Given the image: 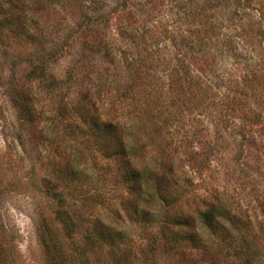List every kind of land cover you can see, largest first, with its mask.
<instances>
[{
  "label": "rangeland",
  "instance_id": "374dc122",
  "mask_svg": "<svg viewBox=\"0 0 264 264\" xmlns=\"http://www.w3.org/2000/svg\"><path fill=\"white\" fill-rule=\"evenodd\" d=\"M91 4L97 7L100 13L114 17L108 22L107 33L110 41L114 37L116 42L118 40L115 36L122 35L117 27L123 26L130 19H124L126 9H159V18L156 19V14L151 13L147 16V24L151 26L155 36L161 35L162 40L159 52L154 55L147 54L146 63L149 67H142V71L137 75L130 74L126 77V73L124 76L123 72L118 74L111 66L107 67L108 76L117 77L120 82L113 83L114 87L110 89L102 88L97 95L90 90L94 97L98 96L95 100L97 112L103 118L110 117L124 122L121 133L130 145L134 139L144 141V148L139 150L137 158L139 163L152 166L154 150H151V145L148 141L145 142L140 133L133 132V128L129 127V117L126 114L128 107L125 102L127 103L130 95L136 91L141 93L142 108L151 101L157 102L158 107L161 103L160 108L152 109L154 113L157 109L162 111L155 118V122L159 123V119L166 118L165 129L161 134L164 140L167 139V143L159 142L167 151L173 152L177 169L181 171V184L187 189L185 193L205 197L206 201L213 200V197L218 195L225 207L236 214L240 212L238 223L241 229L260 235L257 240L248 241L251 244L248 246L253 249L250 263L264 264V67L261 68L264 60L258 59L259 56L264 57L263 40L255 42L254 48L247 44L236 46L232 50L236 57L231 67L226 64V56L222 60L218 57L213 59L216 68L223 66L224 69L219 76L223 88L217 91V96L211 95L210 90L203 91V84L206 82L210 85V79L213 77L198 75L196 70L207 55H210V49L205 52V48H208L205 46H211L215 41L209 40L205 43L208 35L211 37L206 21H212L214 18L215 33L226 40L227 47L234 46L233 43L238 42L242 36L240 32L243 25L254 24L252 21L256 19L257 13L251 7L264 5V0L45 2L51 9V15L63 11L62 7L75 10L79 5ZM116 14L120 15L118 20ZM191 14L199 15L191 17ZM145 16L142 13L136 14L131 21L136 25L141 18L144 20ZM44 19L47 24L51 20L44 14L38 17V23L42 27H45ZM262 24L264 25V14ZM59 35H62L61 32ZM14 41L5 39L3 46L0 45V264H50L37 237L42 217L49 222L52 217V198L43 185V177L48 169L51 170L49 163L72 164L77 173L73 183L83 187V193L96 192L98 188L97 192L105 197V203L109 206L113 200L117 201L121 187L116 182L112 164L108 169L106 158L98 151L96 145L88 142L82 135L71 138L61 136V132L55 129L48 118L53 112L54 97L58 100L70 95L63 69L68 60L74 57L67 53L61 58L53 59L41 75L38 71L32 72L23 59L30 48L29 44L19 45ZM75 42L73 50L76 49ZM123 43L122 47H129L127 43ZM112 71L115 72L113 77ZM191 81L194 87H188ZM17 91L27 92L32 111H37L31 129L22 119L19 110L13 106L16 103H12L11 96ZM115 93L119 97H115ZM231 95L239 98L237 103L231 100ZM83 97L88 98L84 94ZM225 102L224 107L221 106ZM252 112L258 113L256 124L251 126L249 131L247 129L250 127L244 128L248 132V135L244 134V139L247 141L254 138V144L248 146V156L245 160L250 174L248 176L243 173L241 166L233 161V139L236 142L234 136L240 134V129L243 130L241 117L249 118ZM133 114L143 119L146 117V111L142 113L141 109L139 113ZM134 122L136 123L135 120ZM127 132H133L136 136ZM250 134L252 137H249ZM154 137L157 140L156 136ZM85 141L88 142L86 146ZM188 150L191 151L190 155H193L195 162L183 160L182 154ZM102 197L101 204L87 205V211L98 214L103 220H109L115 227L125 230L132 238L129 249L134 253L142 246L146 248L147 245H138L142 241L145 243L144 238L142 239L145 232H140L137 225L130 223L123 216L116 217L111 214V217H107L108 210ZM152 203L156 205L157 202ZM182 203V206L188 209L194 207L195 201L188 197L187 201L182 199ZM250 234L251 232L247 235ZM64 240L65 245L71 248L69 242ZM155 246L158 250L163 248L162 245ZM235 247L238 245H203L199 248L193 245H178L172 252L152 255L146 264H245L243 253ZM64 249L67 251L66 246Z\"/></svg>",
  "mask_w": 264,
  "mask_h": 264
},
{
  "label": "trees",
  "instance_id": "16d2710c",
  "mask_svg": "<svg viewBox=\"0 0 264 264\" xmlns=\"http://www.w3.org/2000/svg\"><path fill=\"white\" fill-rule=\"evenodd\" d=\"M46 1L48 0H0V45L3 46L2 42L5 39H13L19 45L29 44L30 48L23 59L31 67L32 72L38 71L41 75L53 59L61 58L67 53L74 57L68 60L63 69L67 82L66 88L70 95L58 100L54 97L53 112L48 118L51 119L55 129L61 132V136L71 138L82 135L87 141L89 140L88 142L96 145L98 151L106 158L108 169L112 164L116 182L121 187L117 201L113 200L109 206L105 203V197L100 196L99 191L97 192L98 188L94 189L96 192L83 193L85 189L73 183L77 173L72 164L49 163L51 170L48 169L43 177V185L44 190L48 191L52 198V217L50 222L42 217L37 236L49 263L146 264L152 255L159 252H172L178 245H193L196 248L203 245L230 247L238 245L235 247L236 250L243 253L245 264H249L253 249L248 246L251 245L248 241H255L260 238V235L251 230L243 231L238 223L241 213L236 214L225 207L218 195L213 197V200L206 201L205 197L185 193L187 189L181 184L182 175L177 169L173 152L167 151L159 142L165 143L167 140H164L161 134V131L165 129L166 118L159 119V123L155 122V118L162 111L157 109L154 113L152 109L160 108L161 103L158 107L157 102L151 101L142 108L141 93L136 91L130 95L127 103L125 102L128 107L126 114L129 117V127L133 128V132L140 133V136L145 138V142L148 141L151 145V150H154L153 157L151 156L152 166L139 163L137 158L139 150L144 148V141L134 139L130 145L121 133L124 122L121 123L110 117L103 118L96 110L95 100L98 96L94 97L90 90L97 95L102 88L114 87L113 83L120 82V79L113 77L115 74L113 71L118 74L123 72L124 76L126 73V77L130 74L137 75L142 71V67H149L146 63L147 54L154 55L161 50V35L155 36L150 29L151 26L147 24L149 21L147 16L149 17L151 13L156 14V19L159 18V9L154 7L150 10L146 7L126 9L124 19H130L123 26L117 27L115 24V27L122 32V35L115 36L118 40L116 42L114 37L110 41L107 33L108 22L114 18L111 15L100 13L99 9L92 4V6L79 5V8L75 10L62 7L63 11L51 15V9L45 5ZM255 6L251 7L257 13L256 19L252 21L254 24L243 25L240 32L242 36L238 42L233 43L234 46L227 47L226 40L215 33L214 18L212 21H206L211 37L208 35L205 43L209 40L215 41L211 46H205L208 47L205 48V52L210 49V55H207L196 69L198 75L213 77L210 79V85L206 82L203 84L204 92L210 90L211 95L217 96V91L223 88L219 76L224 69H222L223 66L220 68L214 66V58L218 57L222 60L225 56L228 57L226 64L231 67L236 57L232 54V50L236 46L247 44L254 48V43L260 40H263L262 44H264V25L262 24L264 5ZM141 13L146 15L145 19L141 18V21L134 25L131 19ZM43 14L47 16V19H51L48 24L45 19L43 20L45 27L38 23V17ZM197 15L199 14L189 16ZM119 16L116 14L117 20ZM59 32L62 35H59ZM74 42L76 49L73 50ZM123 42L129 47H122ZM212 46L214 47L211 48ZM258 59L264 60L263 55ZM109 66L113 69V78L106 73ZM263 67L264 65L261 66ZM95 68L101 72L97 73ZM188 87H194L192 81L188 83ZM83 94L88 98L84 99ZM11 97L14 101L12 103H16L13 106L19 110L22 119L31 129L37 111H32L27 92L17 91ZM115 97L119 96L115 93ZM224 97L227 98V95ZM238 99L231 95L234 103H237ZM228 100L229 98L226 102ZM155 101L159 102V100ZM226 102L220 105L223 106ZM140 109L142 113L146 111L145 119L133 114V112L139 113ZM257 117V112H252L246 119L241 117L243 130L240 129V134L234 136L236 142L233 139L235 152L233 161L241 166L245 174L249 173L245 164L248 156L247 149L254 144L252 141L254 138L246 141L244 134L246 136L248 132L244 128L250 127L247 129L249 131L251 126L256 124ZM133 132L127 133L136 136ZM249 137H252V134ZM88 142L85 141V146ZM190 152L188 150L182 154L186 158L182 157L185 162H195ZM101 197L108 210L107 217H111V214L116 217L123 216L130 223L137 225L140 232H145L142 237L145 243L143 244L142 241L138 245H147L146 248L142 246L138 252L134 253L129 249L132 238L125 230L115 227L109 220H103L98 214L94 215L87 211V205L101 204ZM188 197L195 201L193 208L187 209L182 206V199L187 201ZM152 201L157 202L156 205ZM250 232L251 234L247 235ZM64 239L69 242L71 248L65 245ZM155 245H162L163 248H159L162 250H158ZM65 246L67 251L64 249Z\"/></svg>",
  "mask_w": 264,
  "mask_h": 264
}]
</instances>
